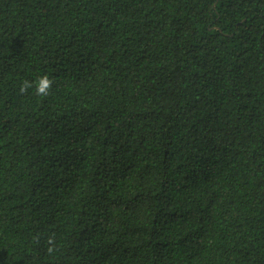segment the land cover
<instances>
[{
	"label": "trees",
	"instance_id": "16d2710c",
	"mask_svg": "<svg viewBox=\"0 0 264 264\" xmlns=\"http://www.w3.org/2000/svg\"><path fill=\"white\" fill-rule=\"evenodd\" d=\"M0 264H264V0H0Z\"/></svg>",
	"mask_w": 264,
	"mask_h": 264
},
{
	"label": "clouds",
	"instance_id": "9594fccd",
	"mask_svg": "<svg viewBox=\"0 0 264 264\" xmlns=\"http://www.w3.org/2000/svg\"><path fill=\"white\" fill-rule=\"evenodd\" d=\"M53 83V79L49 77L47 73L38 76L34 81L23 80L19 86L20 93H26L29 89L35 90V94L38 96H48ZM48 243L51 245L53 241L49 239ZM49 253L53 251L52 247L48 248Z\"/></svg>",
	"mask_w": 264,
	"mask_h": 264
}]
</instances>
